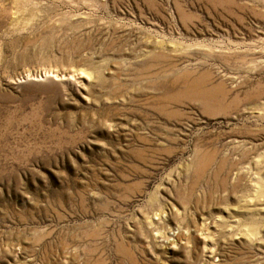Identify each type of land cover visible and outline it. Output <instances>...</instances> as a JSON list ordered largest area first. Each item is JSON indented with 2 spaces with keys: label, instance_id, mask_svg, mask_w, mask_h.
Instances as JSON below:
<instances>
[{
  "label": "rangeland",
  "instance_id": "obj_1",
  "mask_svg": "<svg viewBox=\"0 0 264 264\" xmlns=\"http://www.w3.org/2000/svg\"><path fill=\"white\" fill-rule=\"evenodd\" d=\"M0 264H264V0H0Z\"/></svg>",
  "mask_w": 264,
  "mask_h": 264
}]
</instances>
